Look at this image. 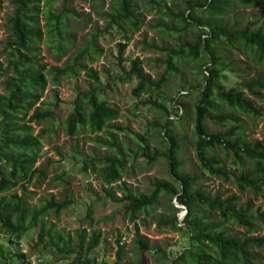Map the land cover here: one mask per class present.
Returning <instances> with one entry per match:
<instances>
[{"label": "trees", "instance_id": "obj_1", "mask_svg": "<svg viewBox=\"0 0 264 264\" xmlns=\"http://www.w3.org/2000/svg\"><path fill=\"white\" fill-rule=\"evenodd\" d=\"M137 1L114 0L109 13L101 11L104 0H90L91 9L106 23L99 27L98 21H94L92 32L87 33L86 39L76 48L78 43L72 23L87 24L91 14L84 17L79 13L72 7L74 0H8L11 7L5 23L8 38L0 52L4 57V63L0 62V77L3 78L0 234L7 236L9 243L20 244L29 231L37 229V241L30 244L33 251L40 248L42 254L52 249L68 259L66 264H100L91 255L103 238L101 229L95 227L92 209L86 216L88 226L73 235L57 224L62 211L73 203L70 193L64 192L61 198L54 192L38 195V188L45 182L46 171L53 163L47 160L37 165L46 133L40 127L56 118V105L44 99L45 91L51 83L57 86L62 79L78 78L85 72L94 87L77 93L72 111L63 122L64 134L74 139L86 129L95 144L109 151L105 157L93 159L92 166L104 186L105 197L121 205L125 216L133 223L134 243L139 253H152L153 250L140 235L137 222L140 216H148L162 196L168 195L172 215L161 216L156 220L157 225L186 230L189 245L172 259L156 249V253L167 260L166 264H262L264 205L260 201L264 198V139L247 137L244 117L260 116L254 100L264 101V27L254 28L252 21L242 25L236 13L238 8L253 6L257 0H185L180 7L174 6L178 0H145L147 11L155 10L159 16L147 26L160 38L174 39L171 44L163 40L159 44L155 40L145 43L146 50L159 51L166 57L156 59L158 64L165 66L157 77L146 73L143 61L136 57L130 61L129 69L122 67L120 82L136 81L133 94L137 97L157 94L165 101L164 90L173 75L189 69L201 81L190 85L189 93L179 92L171 97L170 107L154 103L161 111V118L165 116V119L154 121L142 136L116 123L119 109L103 98L99 72L86 64L101 58L104 50L98 40L114 26L139 30L143 17L136 13ZM2 2L0 0V10ZM43 46L56 65L43 63ZM119 46L122 54L126 45L120 43ZM74 48L77 49L75 53L67 57ZM237 56L248 61L253 77L241 75L240 84L226 86L227 73L240 70ZM54 90L56 93V88ZM193 93L196 98L187 107L185 99ZM55 97L58 98L57 94ZM170 109L175 113L174 119ZM187 118L192 124L190 145L199 169L210 177L235 182L239 193L224 197L219 191H207L199 182L200 175L185 168L186 162L181 159L183 137L173 128L179 124L182 127ZM209 122L229 127L224 131H212ZM152 132H157L156 138L159 137L164 145L162 151L151 146ZM120 133L128 134L139 143L134 152L140 151L148 165L163 159L174 185L167 180H155L150 191H133L132 186L123 181L127 163ZM56 151L63 156L58 148ZM228 161L232 165L230 169L226 167ZM97 164L100 167H96ZM67 174L63 171L52 177L47 189H56ZM244 194L251 199L240 203ZM173 199L185 208L182 220L177 215L182 208L175 207ZM234 226L245 231L235 232ZM121 252L122 249L117 251L114 264H121ZM29 256L20 251L11 254L9 246L0 244V264H13V261L32 264Z\"/></svg>", "mask_w": 264, "mask_h": 264}, {"label": "rangeland", "instance_id": "obj_2", "mask_svg": "<svg viewBox=\"0 0 264 264\" xmlns=\"http://www.w3.org/2000/svg\"><path fill=\"white\" fill-rule=\"evenodd\" d=\"M105 6L101 11L111 13L112 2L114 0H104ZM185 0H178L174 6L180 7ZM169 5H172L169 3ZM73 8L86 17L89 13V23H72L75 30L78 48L86 39V34L92 32V23L98 21L99 27L105 25V20L99 19L96 12L91 9L90 0H74ZM11 12V7L8 0H3L0 10V52L3 49V43L8 38L5 23L8 15ZM136 13L142 15V25L139 30L134 31L122 30L118 26L111 28L109 32L104 33L98 40V45L103 48V55L93 64L86 62L89 66L98 70L100 75V87L106 99L112 106L119 109L120 116L116 123L123 127L130 128L134 133L142 136L148 131L149 125L156 120H164L165 116L161 118L160 110L157 109L154 103L171 106V97L179 92L181 94L190 92V85L198 84L201 80L196 78L191 70H186L178 75H173L164 90V96L167 99L164 101L162 97L157 94L147 95L141 94L137 97L133 94V89L136 86V81L130 83L120 82L119 77L122 74V67L129 69L130 61L139 57L143 61V68L146 73L151 74L153 78L157 77L163 71L165 66L158 64L156 59H165V55L154 50H146L145 43L156 41L157 44L163 40L165 43H172L174 38L165 36L158 37L155 31L151 30L147 24L153 23L158 19L155 10L150 12L145 7V0L137 1ZM242 25L248 21L255 22L254 28L264 27V0H257L253 6L238 8L236 10ZM128 29V27H127ZM129 40H127V38ZM186 39L185 36L182 37ZM146 41V42H144ZM120 43L126 46L120 53ZM76 48L69 51L67 57H71ZM163 54V55H162ZM43 63L56 65L53 59L47 55L46 48L43 46ZM239 63L238 72L227 73L225 80L226 86L238 85L241 83V75L253 77L250 65L243 56H237ZM0 62L4 63V57L0 55ZM248 65V66H247ZM244 68L245 71L243 70ZM251 73V74H250ZM199 80V81H198ZM3 78L0 77V94L3 93ZM94 87L91 80L82 72L78 78H64L60 84L55 86L52 83L48 85L44 99L50 101L55 106L56 118L55 120L47 121L42 124L40 128L45 130V136L42 138L43 149L42 156L37 165L46 163L47 160L53 161L51 166L46 171V180L38 188V195H46L47 192H54L58 198L62 197L64 192L70 193L73 203L62 211L57 221L58 227L65 232H70L73 235L80 229H85L88 226L87 214L92 209V219L95 222V227L101 229L102 241L99 246L93 250L92 254L100 264H114L117 258V251L122 249L121 264H166L161 257V253H156V249L162 250L164 255L172 259L182 249L189 245V234L186 230H177L169 227H159L156 220L161 216H171L172 208L170 205V197L168 195L162 196L160 202L150 210L147 217L140 216L138 220L140 235L146 239L152 248V253H139L138 246L135 241V228L133 223L125 216L121 205H117L110 199L105 197L103 184L97 178L96 171L92 166L93 159L103 158L109 154V151L95 144L86 129L82 130L74 139H69L64 134L63 122L67 115L72 111V102L79 91H86ZM56 88V93L55 89ZM57 94L58 98L55 97ZM247 94V93H246ZM196 95L185 99V105L188 107L195 100ZM58 99V101H57ZM164 101V102H163ZM260 109V116L255 119L245 118L247 128L245 134L251 140L264 139V101L254 100ZM171 117L174 119L175 113L172 109L169 110ZM174 125V132L183 137L181 150V159L186 162L185 168L191 172L200 175V183L207 187V191H219L224 197L232 193H239L236 183L233 181H225L222 179L210 177L203 170L199 169L196 160L195 151L190 145L193 139V130L190 119L181 125ZM208 127L212 131H224L229 126H216L208 123ZM39 128H37V131ZM157 132H152L153 140L150 141L152 147L158 148L159 151L164 149V145L160 143V138H156ZM120 140L124 144L126 168L123 176V181H126L133 188V191L148 192L152 189L151 183L155 180H167L174 185L173 180L166 172V163L163 159H158L151 165L147 164L146 158L140 151L134 152L139 143L131 139L128 134L120 133ZM56 148L63 154L58 155ZM133 150H132V149ZM219 156L222 158L223 154ZM230 162H226V167L231 168ZM96 167H100L97 164ZM67 172L63 183L58 184L54 190L47 189V183L52 179ZM176 185V184H175ZM34 187V186H33ZM32 187V188H33ZM117 195L121 196L118 192ZM250 196L242 195L240 203L249 201ZM173 204L177 208H182L178 212V219L182 220L186 214L185 208L173 199ZM264 205V198L260 201ZM257 203H255V207ZM233 230L243 233L244 228L234 226ZM38 230L29 231L20 244H11L7 236L0 234V244L9 246L11 254L15 251L30 254L29 260L32 264H66L68 259L64 256L56 254L52 249H46L41 254L40 248L35 251L32 250L30 244L37 241ZM120 246L122 248H120ZM264 259V253H262ZM17 263L13 261V264ZM264 264V260L263 263Z\"/></svg>", "mask_w": 264, "mask_h": 264}]
</instances>
